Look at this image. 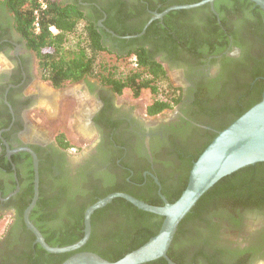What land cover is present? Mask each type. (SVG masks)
Instances as JSON below:
<instances>
[{
  "label": "flooded vegetation",
  "instance_id": "flooded-vegetation-1",
  "mask_svg": "<svg viewBox=\"0 0 264 264\" xmlns=\"http://www.w3.org/2000/svg\"><path fill=\"white\" fill-rule=\"evenodd\" d=\"M60 1L80 6L97 24L106 52L117 59L135 58L131 51L147 47L168 75L178 71L182 101L175 109L154 116L147 110L135 114L116 101L119 94L110 85L99 80L101 84L96 85L88 78L76 84L97 98L93 111L86 112L88 137L93 134L94 143L77 155L71 152L76 148L70 142L71 147L64 148L56 139L52 143L29 137L28 114L36 95L27 90L38 74V61L15 30L13 15L0 4V214L11 216L0 238V264H48L47 259L39 258L42 247L24 220L35 197L36 172L34 156L20 148H29L37 158L38 198L29 220L45 241L46 235L64 237L73 213L85 205L88 209L92 201L104 198L113 188L114 193L164 205L179 192L185 167L205 144L206 134L218 132L219 126L208 120L220 124L226 113L215 112L220 108L213 107L212 101L217 102L223 84L244 59L243 48L236 45L229 31L245 40L238 19L225 11V28L214 4L210 11L218 27L213 26L209 35V10L190 16L179 12L193 9H183L154 19L143 35L127 38L140 34L156 13L171 7L166 4L175 0ZM221 5L229 7L227 1ZM136 31L139 33L132 34ZM237 102L231 108L237 107ZM84 106L88 102L81 104L82 109ZM95 212L91 217L92 243L113 249L125 239V221L112 208ZM236 218L239 223L233 225L224 218H209L210 228L199 235L190 231L191 241L182 238L175 245L173 255L178 262L169 259L174 264H264V209L240 211Z\"/></svg>",
  "mask_w": 264,
  "mask_h": 264
},
{
  "label": "trees",
  "instance_id": "trees-1",
  "mask_svg": "<svg viewBox=\"0 0 264 264\" xmlns=\"http://www.w3.org/2000/svg\"><path fill=\"white\" fill-rule=\"evenodd\" d=\"M41 1L47 4V8L44 10L41 9ZM200 1L202 0H175L166 5L169 7ZM223 1H227L230 8H222L221 3ZM0 4L13 15L15 30L21 35L26 47L35 54L41 79L49 82L55 89H61L88 78H98L102 84L110 85L113 91L119 95L129 89L135 97H139L144 89L151 90L155 95L158 94V85L168 81L167 71L147 47L131 51L136 55L137 69L125 79L117 78L106 66H98L99 55L107 51V46L97 24L91 22L80 6L75 3L66 4L60 0H0ZM254 5L249 0H216L214 2L215 10L221 15V21L225 28H228L225 17H223L225 11L228 12L229 16L238 19L240 32L245 40H239L232 34L234 32L229 31L236 45L243 48L244 59L233 70L232 77L223 84L222 94L215 100L217 102L213 103L214 101H212L213 107L220 108L215 112L226 113L223 122L220 124H214L215 121L208 120V122L210 121L209 124L219 126L218 132L206 134L205 144L196 153L192 163L185 167L179 192L174 197L168 198L170 203L175 202L181 196L187 187L194 162L198 160L218 133L261 101L264 89V11L258 6L254 9ZM205 10H209L210 13L207 19L209 35L212 32V27L217 26L209 4L193 10H183L179 13L193 16ZM36 12L38 13L36 14ZM36 22L39 23L40 30L36 29ZM52 27L55 31L51 30ZM138 31L141 32V29ZM138 31L132 34H137ZM71 36L76 38L75 44L70 43ZM169 89L171 91L168 99L155 98L147 106L146 110L149 115H157L164 110L173 109L181 103V88L169 84ZM205 95L204 93L203 97ZM235 102H237V107L231 108ZM56 140L64 148L71 147L63 134H59ZM114 192L115 188L108 190L103 197ZM132 196L150 205L163 206L161 201L155 203L135 195ZM96 201H92L91 204ZM87 207L85 205L73 213L71 223H69L71 226H67L69 229L64 237L54 239L46 235L44 229H41L46 235V242L52 247H65L82 239ZM109 208H112L114 213L124 219L125 239H121L113 249H109L101 246L102 244L92 243L91 234L86 245L77 252H93L108 261H117L139 249L156 236L164 220L161 216L137 208L123 198L114 199L106 208L95 212V215ZM254 208L264 209V162L239 169L211 188L180 223L168 251V256L178 262L173 255L175 245L182 238L188 240L190 237L187 234L190 231L197 232L199 235L203 229L210 228L212 224L209 218H224L233 225V223H239L236 217L240 211L251 212L254 211ZM22 214L23 209L21 210ZM155 218L160 220L154 221ZM39 251L41 252L39 258L47 259L48 264H62L76 253L50 254L42 248ZM166 262L164 258H160L146 264ZM35 264H41V262Z\"/></svg>",
  "mask_w": 264,
  "mask_h": 264
},
{
  "label": "water",
  "instance_id": "water-1",
  "mask_svg": "<svg viewBox=\"0 0 264 264\" xmlns=\"http://www.w3.org/2000/svg\"><path fill=\"white\" fill-rule=\"evenodd\" d=\"M216 0H202L193 4L174 5L163 12L156 13L140 34L128 36L135 38L143 35L154 19H162L174 10L194 9L205 5L213 6ZM264 11V0H249ZM32 153L35 160L36 185L35 197L24 214L25 224L35 235L36 242L48 253L61 254L76 252L62 264H146L168 257L178 227L182 220L193 210L199 200L220 180L244 167L264 162V89L261 101L243 113L229 126L220 131L208 145L198 160L194 162L187 187L173 203L165 201L163 206L145 203L126 193H112L91 205L85 212L84 236L78 242L65 247H52L41 232L30 222L29 216L38 198L39 175L37 158L29 148H20ZM159 184V182L157 181ZM116 198H123L137 208L164 218L159 233L139 249L127 254L117 261H108L100 255L80 250L90 239L92 233L91 217L93 213L110 204Z\"/></svg>",
  "mask_w": 264,
  "mask_h": 264
},
{
  "label": "rangeland",
  "instance_id": "rangeland-1",
  "mask_svg": "<svg viewBox=\"0 0 264 264\" xmlns=\"http://www.w3.org/2000/svg\"><path fill=\"white\" fill-rule=\"evenodd\" d=\"M76 41V38L71 36L70 43L75 44ZM2 63L3 61L0 60V65ZM97 65L106 66L107 69H111L117 78L122 79H125L137 69L133 56H124L117 59L113 54L106 51L100 53ZM39 77L38 70V74H35V79L27 90L29 94L36 95V100L34 107L28 114V130L26 133L29 134V137H42L44 141L52 143L59 134H63L69 140L71 146L76 148L75 151L71 150V152H76L79 155L82 148L83 150L88 148L95 141L93 134L90 138L88 137L90 131L87 129L86 112L91 108L93 111L97 98L91 96L82 84H71L61 89H54L49 82L42 81ZM92 81L96 85L101 84L98 78H93ZM180 83L182 82L179 80L178 71H172L168 75V81L161 82L158 85V94L155 95L151 90L144 89L139 97H135L131 90L126 89L121 95L116 96V101L127 109H131L133 113L140 114L147 109V106L155 98L168 99L171 91L169 84L180 88ZM83 102H88V106L86 108L84 106L82 109L81 104ZM0 216L1 238L11 223V216L9 214H0Z\"/></svg>",
  "mask_w": 264,
  "mask_h": 264
},
{
  "label": "built area",
  "instance_id": "built-area-1",
  "mask_svg": "<svg viewBox=\"0 0 264 264\" xmlns=\"http://www.w3.org/2000/svg\"><path fill=\"white\" fill-rule=\"evenodd\" d=\"M40 5H41V9H42V10H44V9L47 8V4H46L44 1H41V4H40ZM37 13H38V12H36V14H37ZM36 29H37V30H40V25H39L38 22H36ZM51 30H52V31H55V29H54L53 27L51 28ZM135 63H136V62H135Z\"/></svg>",
  "mask_w": 264,
  "mask_h": 264
}]
</instances>
